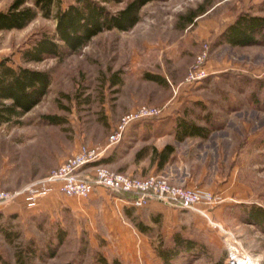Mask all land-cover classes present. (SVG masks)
I'll use <instances>...</instances> for the list:
<instances>
[{"label": "rangeland", "instance_id": "374dc122", "mask_svg": "<svg viewBox=\"0 0 264 264\" xmlns=\"http://www.w3.org/2000/svg\"><path fill=\"white\" fill-rule=\"evenodd\" d=\"M12 1L0 0V10H7ZM217 1H150L143 6L142 18L132 29L105 30L85 48L63 59L47 57L41 62L27 64L51 70L53 81L41 103L43 107H47L50 112H59L66 118L72 117L74 112L78 117L86 118L104 110V103L115 106L117 101L129 99L134 92L132 86L140 84L142 95L149 94L145 86L148 82L144 80L139 83L135 72L139 74L146 69L165 68L171 80L175 81L185 70V80L196 55L208 44L212 55H209V60L212 58L215 65L208 68L209 79H203L201 85H192L190 92L182 93V96L183 103H190L197 109L194 119L202 122L210 118L217 125L220 122L225 123V126L228 124L227 132L223 134L232 139V143L220 148L223 157L218 163V174L225 178V182L229 181V189L225 191L226 194L215 192L218 202L214 208L224 206L219 217L212 211L211 216L214 221L238 233L244 247L257 262L264 264V228L250 216L253 207L264 209V43L243 48L223 47L215 53L216 45L223 43L219 37L215 43L209 38L197 39L194 27H189L187 23L192 16L215 6ZM255 4L254 0H228L216 7L213 14L221 16L229 12L237 16L244 10L264 14V0ZM124 5L114 4L112 9ZM56 23V19L40 14L25 28L0 30V59L10 58V64L12 60L22 62L21 52L26 43H32L42 31L53 32ZM172 47H176V52ZM115 75L122 78L123 84L118 87L113 85ZM217 75L220 78L211 79ZM174 83L178 90L182 87L180 83ZM192 93L198 96V104L192 103ZM29 118H37V115ZM104 125L87 124L82 127L101 131L105 129ZM32 129L37 131L43 128ZM62 129V149H68L74 143L72 126L67 122ZM220 133L222 131L215 135ZM7 150V147L0 148V182L7 184L1 185L3 188L13 189L15 182L21 183L30 178L21 176L26 172L23 167H27L22 154ZM106 191L102 197L108 194L113 196L112 191L107 188ZM116 195L123 197L119 193ZM98 196L93 194L85 202L83 200L86 198L80 200L74 196V199L68 198L66 203L96 206L94 202ZM60 198V195L56 197L50 193L31 205L22 199L16 200L21 210L16 228L19 236L15 243L0 236V264H6L5 261L15 263L14 255L20 250L33 264H93L99 252L118 264H165L160 255L162 241L168 246L173 245L172 238L177 231L197 241L199 250H194L195 253L187 258L179 257L174 264H218L220 261L227 264V248L221 233L209 219L195 210L181 208L186 211L180 213L177 226L173 227L171 221L153 226L148 243H136V239L135 243H128L130 236L134 238L132 234L116 236L109 226L114 212L111 206L118 213L121 203L119 198L110 199L112 201L102 206L97 205V209L88 213L65 208L62 206L65 199ZM52 200L59 202L58 207H52Z\"/></svg>", "mask_w": 264, "mask_h": 264}, {"label": "crops", "instance_id": "0c3cea01", "mask_svg": "<svg viewBox=\"0 0 264 264\" xmlns=\"http://www.w3.org/2000/svg\"><path fill=\"white\" fill-rule=\"evenodd\" d=\"M227 1L219 0L215 6L200 12L199 15L192 16L187 25L194 27L197 39L209 38L215 43L216 38L220 37L225 28L235 20L236 16H232L229 12L222 13L221 16L213 14V10L216 7L223 5ZM254 1L255 5L262 2V0ZM252 13L263 14L260 11H253ZM190 35L193 37V34ZM230 46L231 48H243L247 45L234 46L223 42L218 44V46L216 45L214 52L216 53L223 47L226 49ZM172 49H175L174 52H176V47H172ZM211 59L207 63L209 69L215 66ZM166 71L163 68L162 70L146 69L144 73L140 72L139 74L135 72L134 75L139 79V83L144 80L148 82L145 86L149 94L142 95L143 90L140 88V84L132 86L134 92H132L133 96L129 99L126 101L119 100L115 103V106L104 103L102 104L104 110L95 112L90 117L80 118L74 112L72 117L66 118L59 112H50L47 107L41 105L42 99L34 108L20 116L19 121L0 124V148L7 147L8 152L16 151L21 153L23 161H27V167H23L26 172L21 174V176L30 178L28 181L21 183L15 182L13 186H16L9 190H14L16 187L30 182L34 177L43 176L50 169L59 166L61 162L77 151L80 144L87 142L99 144L104 142L123 114L144 103H151L165 105L164 112L159 117L133 123L126 132L124 139L113 150L104 154L97 162L90 163L85 169V173L91 175L96 166L105 164L116 171L130 175L147 177L150 174H163L168 176L174 184H182L188 187L198 186L214 193L222 191L223 194H226L225 191L229 187V181L225 182V178L218 174V163L220 157H223L220 153V148L223 145L232 143V139L224 137L223 134V132H227L228 124L225 126V123L220 122L217 125L210 118H205L202 122L194 119L193 116L197 109L190 103H183L184 98L182 96V93L190 92L192 85H180L182 87L179 88L181 90L179 95V90L176 89V84L174 83L182 84L184 82L185 70H182V74H178L179 76L175 81L171 80ZM154 75H161V79H154ZM206 78L209 79V77ZM218 78H220L219 75L211 79L217 80ZM122 84V78L115 75L114 87ZM190 99H192V103L198 104L199 98L196 94L192 93ZM57 102L60 103L59 101ZM33 115H37V118H29ZM189 121L208 129L210 131L209 135L188 134L183 136L186 129L184 124ZM67 122L72 126L74 143L70 148L62 149L63 136L61 133L64 132L62 126L66 125ZM87 124H105V129H101V131L98 128L84 129L82 126ZM40 126L43 128L42 130L35 131L32 129ZM186 130L188 131V129ZM219 131H222V133L218 134V136L215 135ZM1 185L7 184L1 181L0 189L3 188ZM103 192L107 193L104 186L95 188L93 194L96 196L100 195L94 202L96 206L95 204H89V207L73 206L69 202L66 203V200H69L68 198H74L62 193L60 185L55 187L51 195L56 197L60 195V199H65L62 204L65 208L87 213L93 211L97 205L102 206L105 202L119 198L121 203L118 206V213L111 206L114 212L111 215L112 217H110L112 223L109 226L116 236L132 234L134 238L129 235L128 243H135V239L137 240L136 243H148L150 241L149 234L153 226L157 227L164 221H171L173 227L177 226L180 223V213L186 211L157 201L150 202L146 207L131 206L127 203L126 197H121L114 193L113 196L108 194L106 197H102ZM85 200L87 198L83 202ZM17 201L0 205V236L10 243H15L16 237L19 236V230L16 228L18 227L17 221L20 218L21 210H19L20 204ZM51 205L52 207H58L59 202L52 200ZM223 206L220 205V207L214 208L212 213L219 217ZM140 223L147 229H141L139 227ZM14 256L16 258V255Z\"/></svg>", "mask_w": 264, "mask_h": 264}, {"label": "trees", "instance_id": "16d2710c", "mask_svg": "<svg viewBox=\"0 0 264 264\" xmlns=\"http://www.w3.org/2000/svg\"><path fill=\"white\" fill-rule=\"evenodd\" d=\"M150 1L155 0H13L7 10H0V30L25 28L40 14L57 21L53 32L42 31L32 43H26L21 52L22 62L12 60L10 64V58L0 59V124L19 121L20 116L34 108L49 93L53 81L51 70L34 68L28 62H41L47 57L63 59L85 48L105 30L116 28L128 31L141 20V10ZM114 4L125 5L112 9ZM219 41L234 46L264 43V14L247 10L238 13L220 35ZM153 77L161 79V75ZM184 127L188 131L185 129L183 136H208L210 132L191 121L185 122ZM133 194L125 193L122 196L132 198ZM250 213L253 221L264 228V209L253 207ZM139 227L147 229L141 223ZM172 241L171 246L162 241L160 255L165 264H174L179 257L187 258L195 253L194 250H199L197 241L184 237L179 231ZM95 257L93 264H118L100 252ZM29 259L20 250L15 263L5 262L33 264ZM218 264L223 263L220 261Z\"/></svg>", "mask_w": 264, "mask_h": 264}, {"label": "built area", "instance_id": "2783aa9c", "mask_svg": "<svg viewBox=\"0 0 264 264\" xmlns=\"http://www.w3.org/2000/svg\"><path fill=\"white\" fill-rule=\"evenodd\" d=\"M210 55L208 44L196 55L195 61L187 72L181 85L199 84L210 73L207 63ZM180 86V85H179ZM177 89V87H176ZM165 105L144 103L120 117L107 139L99 144L82 143L76 152L67 157L59 166L50 169L46 174L34 177L26 184L14 190L0 189V205L22 199L26 204H35L37 200L51 193L60 185L62 193L69 197L89 198L96 187H105L116 194L134 193L126 198L131 206L146 207L157 201L173 207L195 210L218 228L227 248V264H260L244 247L238 233L226 228L222 223L214 221L211 211L217 201L215 193L198 186L174 184L168 176L150 174L147 177L130 175L116 171L102 164L96 166L94 172L85 173L90 163L97 162L104 154L113 150L126 136V132L135 122L159 117Z\"/></svg>", "mask_w": 264, "mask_h": 264}]
</instances>
